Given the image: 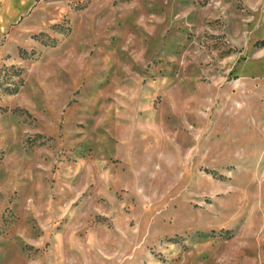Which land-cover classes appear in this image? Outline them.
I'll use <instances>...</instances> for the list:
<instances>
[{"label":"rangeland","instance_id":"obj_1","mask_svg":"<svg viewBox=\"0 0 264 264\" xmlns=\"http://www.w3.org/2000/svg\"><path fill=\"white\" fill-rule=\"evenodd\" d=\"M34 1L2 44L0 264H264V0Z\"/></svg>","mask_w":264,"mask_h":264},{"label":"crops","instance_id":"obj_2","mask_svg":"<svg viewBox=\"0 0 264 264\" xmlns=\"http://www.w3.org/2000/svg\"><path fill=\"white\" fill-rule=\"evenodd\" d=\"M34 5V0H0V65L2 63L3 40L15 34L19 23L28 15Z\"/></svg>","mask_w":264,"mask_h":264}]
</instances>
